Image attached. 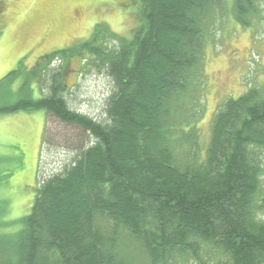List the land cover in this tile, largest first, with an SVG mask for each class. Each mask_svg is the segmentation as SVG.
I'll list each match as a JSON object with an SVG mask.
<instances>
[{
  "label": "trees",
  "instance_id": "1",
  "mask_svg": "<svg viewBox=\"0 0 264 264\" xmlns=\"http://www.w3.org/2000/svg\"><path fill=\"white\" fill-rule=\"evenodd\" d=\"M137 2L129 37L95 24L83 43L39 58L18 99L0 106V115L44 110L88 133L61 171L36 186L29 212L6 222L17 227L0 231V264H170L199 243L227 264H264V81L220 104L203 157L175 152L196 140L187 105L205 88L207 31L225 0ZM226 9L241 25L258 15L256 0ZM79 55L112 83L101 121L70 108L64 68H49L53 57ZM21 68L0 79V91ZM37 77L47 93L35 98Z\"/></svg>",
  "mask_w": 264,
  "mask_h": 264
},
{
  "label": "rangeland",
  "instance_id": "2",
  "mask_svg": "<svg viewBox=\"0 0 264 264\" xmlns=\"http://www.w3.org/2000/svg\"><path fill=\"white\" fill-rule=\"evenodd\" d=\"M136 2L0 0V79L16 69L20 61L22 64L20 74L13 78L7 91H0V106L18 99L19 87L39 58L83 43L95 24L99 23L101 28L105 24L111 32L129 37L138 21ZM225 3L210 20L207 31L202 78L205 88L202 93L192 95L195 103L187 105L195 111V120L191 122L196 125V140L175 147L179 159L193 160L195 153L203 157L212 118L220 104L264 81V0H256L258 15L249 25H241L226 9L232 0ZM106 41L110 47L116 45L109 37ZM82 57L66 60L53 57L56 59L49 63V68L59 69L61 65L64 68L62 83L67 86L64 94L70 108L101 121L106 116L104 107L112 83L98 62ZM39 79L32 83L35 98L47 93L46 84L41 89L37 83ZM184 139L187 141L185 136ZM87 140V132L53 118L44 110L0 115V231L17 227L6 222L29 212L36 186L49 174L61 171ZM261 160L264 192V152ZM196 251L178 254L170 264H227L225 257L209 244L199 243Z\"/></svg>",
  "mask_w": 264,
  "mask_h": 264
}]
</instances>
